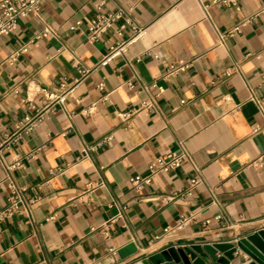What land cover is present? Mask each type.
I'll list each match as a JSON object with an SVG mask.
<instances>
[{
	"label": "crops",
	"instance_id": "obj_1",
	"mask_svg": "<svg viewBox=\"0 0 264 264\" xmlns=\"http://www.w3.org/2000/svg\"><path fill=\"white\" fill-rule=\"evenodd\" d=\"M240 4L46 0L0 37V211L10 182L26 203L0 221V264H132L264 229V0ZM118 8L124 18L93 40L91 21ZM180 61L189 68L167 75ZM72 88L47 108L44 91ZM26 118L40 121L23 128ZM174 151L189 156L179 169L131 186ZM193 179L191 197L167 200Z\"/></svg>",
	"mask_w": 264,
	"mask_h": 264
},
{
	"label": "built area",
	"instance_id": "obj_2",
	"mask_svg": "<svg viewBox=\"0 0 264 264\" xmlns=\"http://www.w3.org/2000/svg\"><path fill=\"white\" fill-rule=\"evenodd\" d=\"M46 0H3L0 4V37L7 36L12 33H14L18 27L19 22L21 19L27 17L28 15L34 13L37 14L40 12L41 7L43 3ZM215 4L223 5L226 7H232L236 10H241V0H214ZM126 14L125 9L118 8L116 11L109 12V13H100L97 15L96 18H94L89 27L90 35L93 40H99L103 34L108 31L110 28H112L115 23L118 20H121L124 18ZM80 24V23H78ZM77 24V25H78ZM76 25V26H77ZM76 26L72 27L73 29L76 28ZM141 29H137V35L141 34ZM49 35V31L45 30L44 33L39 35L37 38L47 37ZM222 37V36H221ZM135 39H133L131 42H133ZM126 45L116 46L112 47L111 52L105 57L103 61V65L108 64L113 59L120 57L125 52ZM28 48L23 47L19 51H17L14 54V58L20 56L21 54L27 52ZM189 68V64L180 61L177 64H172L169 66L167 70V75L172 76L179 72L185 71ZM82 73H86V71L82 70ZM154 87L158 88V94L157 96H160L164 93V89L162 87H158L156 84L153 85ZM64 85H62L61 88H63ZM103 85H100V88H102ZM73 88L69 89L67 91H64L63 93H50L47 91H44V95L46 100L49 102V105L47 106L48 109L54 107L56 104L64 105L68 96L73 92ZM259 105V109L262 113H264V99L263 98H254ZM154 101H147L144 102L142 105V110L146 112H151ZM134 115V112L130 113H124L121 114V117L124 121H128L132 116ZM25 124L22 126L23 128H29L32 129L37 126V122L40 121V119H31L26 118ZM255 133L258 132V129H255ZM111 137L107 138V140H110ZM18 138L17 135L9 140H7L2 148L8 147L10 143L17 142ZM1 151V150H0ZM84 154H87V150H84ZM189 158L188 154L184 151H174L170 152L166 155H163L161 157H158L155 159L154 162L150 163L148 166L149 174L147 176H141L137 175L130 179L131 186L136 189L138 192H142L146 187L150 186L153 181L156 174L163 172V173H170L173 171H176L179 169L183 163ZM198 180L193 179L190 183V186L182 193H178L172 196H168L167 200H175L176 198H188L192 196L194 187L198 184ZM9 188V197H8V207L4 210L0 211V221L10 218L14 216L15 214L19 212H23L26 210V203L22 194V191L12 182L8 184ZM35 200H32V202ZM116 219L112 220L111 223H114ZM110 226L109 224H106L103 228V235L107 236V231ZM113 254H116V251H112Z\"/></svg>",
	"mask_w": 264,
	"mask_h": 264
},
{
	"label": "water",
	"instance_id": "obj_3",
	"mask_svg": "<svg viewBox=\"0 0 264 264\" xmlns=\"http://www.w3.org/2000/svg\"><path fill=\"white\" fill-rule=\"evenodd\" d=\"M132 264H264V229L235 243L171 246Z\"/></svg>",
	"mask_w": 264,
	"mask_h": 264
}]
</instances>
